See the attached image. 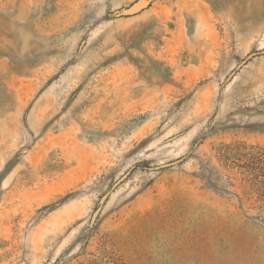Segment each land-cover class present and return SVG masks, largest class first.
<instances>
[{
	"label": "rangeland",
	"instance_id": "374dc122",
	"mask_svg": "<svg viewBox=\"0 0 264 264\" xmlns=\"http://www.w3.org/2000/svg\"><path fill=\"white\" fill-rule=\"evenodd\" d=\"M0 264H264V0H0Z\"/></svg>",
	"mask_w": 264,
	"mask_h": 264
},
{
	"label": "water",
	"instance_id": "95a60500",
	"mask_svg": "<svg viewBox=\"0 0 264 264\" xmlns=\"http://www.w3.org/2000/svg\"><path fill=\"white\" fill-rule=\"evenodd\" d=\"M140 6H141V3H137V4L133 5L131 8H129L128 10H126V13L127 14H133L134 12L139 10Z\"/></svg>",
	"mask_w": 264,
	"mask_h": 264
},
{
	"label": "trees",
	"instance_id": "16d2710c",
	"mask_svg": "<svg viewBox=\"0 0 264 264\" xmlns=\"http://www.w3.org/2000/svg\"><path fill=\"white\" fill-rule=\"evenodd\" d=\"M253 165L251 166V171L254 170L252 174L256 176V166Z\"/></svg>",
	"mask_w": 264,
	"mask_h": 264
}]
</instances>
